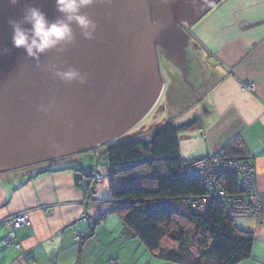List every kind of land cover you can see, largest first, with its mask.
<instances>
[{
	"label": "crops",
	"instance_id": "1",
	"mask_svg": "<svg viewBox=\"0 0 264 264\" xmlns=\"http://www.w3.org/2000/svg\"><path fill=\"white\" fill-rule=\"evenodd\" d=\"M188 33L186 50L197 80L186 82L176 65L165 62L170 83L158 103L164 94L170 97L162 103L169 119L158 121L163 126L152 154L190 160L240 141L253 162L255 190L264 192V0H221ZM248 83L254 88L242 90ZM188 109L187 119L200 117V127L177 132L175 126L187 120L177 118ZM75 161L82 171L91 166L83 157ZM81 170L0 172V248L7 237L15 242L2 248L0 264H171L121 235V220H111L108 175L87 196ZM24 211L28 226L14 230L5 224V217ZM235 224L254 234L251 257L240 264H264V225L248 216Z\"/></svg>",
	"mask_w": 264,
	"mask_h": 264
},
{
	"label": "water",
	"instance_id": "2",
	"mask_svg": "<svg viewBox=\"0 0 264 264\" xmlns=\"http://www.w3.org/2000/svg\"><path fill=\"white\" fill-rule=\"evenodd\" d=\"M220 1L96 0L83 9L97 23L94 39H84L74 24L76 43L62 54H42L39 61L79 69L87 75L81 84L60 80L12 46L8 20L19 18L25 4L12 7L0 0V49H9L0 55V172L92 152L127 134L162 94L158 53L186 82L196 81L183 28ZM27 2L50 20L59 15L54 0Z\"/></svg>",
	"mask_w": 264,
	"mask_h": 264
},
{
	"label": "trees",
	"instance_id": "3",
	"mask_svg": "<svg viewBox=\"0 0 264 264\" xmlns=\"http://www.w3.org/2000/svg\"><path fill=\"white\" fill-rule=\"evenodd\" d=\"M200 124L201 118L193 116L178 123L175 130L185 132L197 129ZM153 140L152 132L146 139L110 142L99 150L74 157H83L84 162L91 165L89 169L100 166L107 173L110 212L123 224L121 235L125 239L139 240L153 258L171 264H240L248 260L253 247V232L237 227L235 220L227 216L224 200L215 197L214 190L210 194V187L204 186L200 176L186 172V163L208 156L187 160L175 153L154 155ZM112 146L123 151L119 161H116L119 157H115ZM145 152L148 155H144ZM214 156L223 160L250 159L237 140ZM213 165L217 170L214 178L218 189L228 195L244 192L238 175L218 172V163ZM70 169L83 168L66 163L53 164L42 170ZM81 172L83 175L86 171ZM86 180L84 189L88 193L95 182L90 177ZM202 196L209 197V202L206 207L197 209L192 201Z\"/></svg>",
	"mask_w": 264,
	"mask_h": 264
},
{
	"label": "clouds",
	"instance_id": "4",
	"mask_svg": "<svg viewBox=\"0 0 264 264\" xmlns=\"http://www.w3.org/2000/svg\"><path fill=\"white\" fill-rule=\"evenodd\" d=\"M96 0H54L56 11L59 15L50 20L45 11L35 2L27 0H7V3L15 7L25 6L21 10L19 18H9L11 28V43L14 48H22L28 58L37 62V67L50 72L64 82H87V75L74 67L60 68L55 62L45 65L39 63L42 54L55 50L62 54L76 43L75 24L84 39H94L97 23L87 12L83 11L92 6ZM9 51L8 48L0 49V55ZM42 111L46 107L41 106Z\"/></svg>",
	"mask_w": 264,
	"mask_h": 264
},
{
	"label": "built area",
	"instance_id": "5",
	"mask_svg": "<svg viewBox=\"0 0 264 264\" xmlns=\"http://www.w3.org/2000/svg\"><path fill=\"white\" fill-rule=\"evenodd\" d=\"M254 88V84L248 83L242 86V90H251ZM213 163H218V172H229L239 176V185L243 188L244 192L238 195H228L223 190L217 188L214 173L217 171ZM253 162L248 160H231V159H220L217 156H208L198 160H193L185 164L186 172H191L202 178L204 186L210 187V194L214 190L215 197L220 200H224L226 203L227 216L232 220H237L241 217H253L259 224L264 225V192H256L255 183L256 176L254 173ZM101 168V167H100ZM94 168L92 170V176L94 181L98 182L103 173L96 174ZM246 191V192H245ZM209 202V197L202 196L195 198L192 203L195 208L200 209L206 207ZM29 214L19 212L13 216L5 219V224L11 226L14 230L28 226L30 224ZM13 244V240L5 238L2 240V248Z\"/></svg>",
	"mask_w": 264,
	"mask_h": 264
},
{
	"label": "rangeland",
	"instance_id": "6",
	"mask_svg": "<svg viewBox=\"0 0 264 264\" xmlns=\"http://www.w3.org/2000/svg\"><path fill=\"white\" fill-rule=\"evenodd\" d=\"M188 35H189V33H188ZM159 55V54H158ZM161 55V58H163V62L162 63H165L166 61H168L166 58H165V56L164 55H162V54H160ZM158 59H159V57H158ZM161 70V75L163 76V78L165 79V83H166V85H168L169 83H170V81H169V79H168V76H167V74H166V70H165V66L162 64V68L160 69ZM166 101H170V97H165V94L162 96V98H161V100L159 101V103H158V101H157V103L155 104V106L152 108V110L149 112V114L143 119V120H141L134 128H132L127 134H125V135H123V136H121V137H118V138H115L113 141H111V142H126L127 140H129L130 138H132L133 140H137V139H146L147 137H149L150 135H151V133L153 132V136H155V134L160 130L159 128L157 129L156 127H159V126H161L160 124V122H158L159 121V119H161L163 116H164V118H165V120L167 121L168 119H169V113H168V111H163L162 110V103H165ZM190 113H192V112H190ZM190 114H189V109L188 110H185V111H183V113L182 114H180L179 115V117L177 118V119H180V120H182V119H187V117L189 116ZM173 120H175V119H173ZM177 121V120H176ZM178 122V121H177ZM156 126V127H155ZM165 127V126H164ZM102 146L103 145H101V146H99V147H97L96 149H94V150H99V149H101L102 148ZM117 146V145H116ZM116 146H112L111 147V150H112V152L115 154V157L117 158V157H119L116 161H119L120 160V158L121 157H123V155H122V150H118V149H116ZM123 146V145H122ZM146 147V146H145ZM123 148H125V147H122L121 149H123ZM93 150V151H94ZM92 151V152H93ZM82 154V153H81ZM77 154H75V155H73V159H70L71 158V156L70 157H67L65 160L63 159V160H58V159H54V160H51V161H48V163L47 162H44V163H40L39 165L40 166H37L38 164H36V165H33V166H37V167H34V168H31V169H34V170H37V169H44V168H49V167H51L53 164H55V165H61V164H66V163H71V165L73 166V165H76L77 166V164H76V161H75V156H76ZM129 155V154H128ZM144 155H148V153H144ZM208 156H214V154L213 155H208ZM125 157V156H124ZM61 158H63V157H61ZM28 167H32V166H28ZM24 168H26V167H24ZM86 168H87V166H84V169L86 170ZM94 168H96V167H94ZM94 168H90V169H88L87 170V172H85V174H86V177H90L91 179H92V181L93 182H95V185L93 186V187H90V190L88 191V193L86 192V190H85V193H86V195L87 196H93V194H94V192H95V190H96V186H97V184H99V183H101L102 181H103V178H106V174L107 173H105L104 171H103V173H102V177H101V179L98 181V182H96V181H94V178H93V176H92V170L94 169ZM19 169V168H18ZM103 169V168H102ZM14 170V169H13ZM95 170H97L95 173L98 175V174H100L101 173V168H100V166H97V168L95 169ZM6 172V171H5ZM111 217H112V219L111 220H120V218H118L117 217V215H115V214H113V215H111ZM8 217H5L4 219H7ZM30 220V219H29ZM105 220H108V219H105ZM256 220V219H255ZM30 223H31V220H30ZM263 225V224H262ZM138 242V241H137Z\"/></svg>",
	"mask_w": 264,
	"mask_h": 264
},
{
	"label": "flooded vegetation",
	"instance_id": "7",
	"mask_svg": "<svg viewBox=\"0 0 264 264\" xmlns=\"http://www.w3.org/2000/svg\"><path fill=\"white\" fill-rule=\"evenodd\" d=\"M183 29H185V31L188 33V26H185ZM158 51H160V49H158ZM158 57H159V65H160V69H161L162 68V64L165 66V63H162L163 62V58H161V55L160 54L158 55ZM37 166H40V165L38 164ZM37 166L26 167V168H34V167H37Z\"/></svg>",
	"mask_w": 264,
	"mask_h": 264
}]
</instances>
